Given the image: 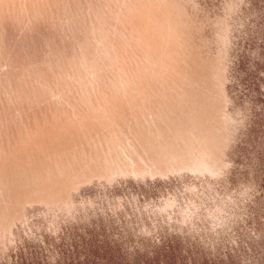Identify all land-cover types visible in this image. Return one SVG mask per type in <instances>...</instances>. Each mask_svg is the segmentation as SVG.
Instances as JSON below:
<instances>
[{"label":"rangeland","instance_id":"obj_1","mask_svg":"<svg viewBox=\"0 0 264 264\" xmlns=\"http://www.w3.org/2000/svg\"><path fill=\"white\" fill-rule=\"evenodd\" d=\"M0 264H264V0H0Z\"/></svg>","mask_w":264,"mask_h":264}]
</instances>
